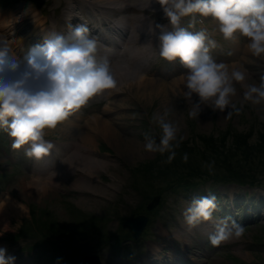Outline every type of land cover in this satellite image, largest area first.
Segmentation results:
<instances>
[{"label": "rangeland", "instance_id": "obj_1", "mask_svg": "<svg viewBox=\"0 0 264 264\" xmlns=\"http://www.w3.org/2000/svg\"><path fill=\"white\" fill-rule=\"evenodd\" d=\"M65 6H67L66 0H0V25L5 24L3 17L8 24L16 18L14 16H20L22 12L32 16V19L25 16L19 17V20L26 25V30L32 29L39 34V37L31 40L33 44L32 42L30 44L33 48L44 43L40 42L42 35L45 37L57 28H62L67 35L65 25L61 23L62 19H65L64 17L67 19L69 14L64 13ZM142 12L143 10H137L132 14L138 16ZM155 14L158 17H166L163 10L158 13L147 12L148 17H156ZM80 17L92 25H96L100 20L95 15L92 17V13L87 14V18ZM153 19L152 23L137 25L136 35L134 31L131 33L129 36L131 44L124 52L130 54L132 51H138L143 48L141 44L147 41L150 46L146 44L148 51L146 50L145 57L129 64L125 62L127 56L123 55L120 63L121 66L126 63L124 67L127 66V68L130 66V74L136 73L142 67L141 75L155 80L153 85L150 84L152 89L137 88L136 84H131L134 87L129 85L125 87L123 82L121 92L112 94L108 99L97 96L90 100L87 106L76 112L81 117L78 122L79 128L62 123L55 129L46 130L45 139L53 142L55 151L60 152L58 165L55 166L54 160V166L50 165L49 159L41 166L35 164L34 157L26 156L24 148L13 149L12 138L0 130L4 137L6 135L9 137V143L6 145V140L0 133V203L4 199V194H9L10 201L14 200L13 209L19 208V213L12 209L10 213H7L9 212L7 205L0 210V216L2 215L0 222L3 223L2 225L0 223V247L7 250V256L15 257L13 264H80L82 257L92 254L98 257L99 264H173L175 260L186 262V264H264L263 185L257 182L241 186L234 181L221 182L211 177V179L198 181L188 190L175 188L168 191L166 188L171 180L182 174L189 176L190 179H200V176L191 169L197 165L194 157L202 151L203 146H207L208 138L217 139L214 145L218 146V151H228L233 148V145L230 146V140L236 135L237 145L241 147L260 142L264 136V104L254 105L243 101V92L246 89L241 83H236L237 95L233 97V103L241 109L239 114L232 110L229 118L227 113L231 109L220 112L202 105L199 117L189 118L188 112L191 105L184 96L186 89L183 75L187 70L179 63V60L169 62L159 56V40H150L159 35L158 29H154L156 31L150 37L144 36L148 27L155 28L156 24H161L157 18ZM76 23L80 24V22ZM118 23L124 27L126 21L123 19ZM190 23H192V17H185L181 26L193 32L210 29L209 37L215 40L217 45L214 49H210V54L217 62H224L230 69L246 70L249 78L244 83L259 84L261 82V78L264 77V59L254 57L248 49L246 50V38L240 36L233 41L225 40L219 32L218 22L211 17L197 15L192 27H189ZM161 25L171 28L169 21ZM3 28L6 29V26ZM11 30L10 28L8 31ZM120 36L122 37V33ZM5 37L9 43L12 37L16 38V36ZM120 46L118 51L125 49V44ZM26 50H21L19 58L29 53V50L28 52ZM197 100L198 97L194 94L193 102ZM111 106H113L111 115L110 112L102 113ZM165 107L174 109L172 118L179 121L181 135L184 136L180 147L177 148L175 159L166 164L167 153L161 155L144 149L145 133L153 134L159 142L161 130L150 123V118L154 112L162 111ZM96 114L103 119L93 121L89 128L83 127L84 121ZM71 118L72 116L68 120ZM102 120H110V125L107 127L113 131L109 134L111 137H107L105 132L98 131L100 128L104 131ZM92 128L96 129V136L92 135ZM229 134L231 136H228ZM83 137H87V142H89L88 139L90 140L91 150L82 148ZM131 149L133 152L130 154ZM83 150L86 152L84 153ZM187 150L191 151V154L186 152ZM185 154L188 160L192 161L189 164L191 167L188 165L182 168L181 166V162L184 161L180 159H183ZM10 156L17 160V164L10 160ZM84 156L103 163L96 167L95 177L91 179L96 187L92 195L90 194L93 190L83 187L81 189L79 186L86 182L85 179H79L80 167L70 163V161L86 163L82 158ZM161 156H163L161 161L157 160ZM233 156V160L240 159L245 164L242 165L244 167L252 161L251 159L244 161L241 153L233 154ZM198 157L200 158L199 155ZM148 164H160L162 169H165L161 175H156L157 172L154 170L149 175L150 173L142 169ZM52 166L54 169H49ZM69 168L72 169L64 180L59 179L58 174L54 176L56 179L53 178L56 170L66 171ZM259 177L264 180V175ZM31 179H39L43 189L39 187L34 191L29 188ZM77 180L82 181L77 182ZM84 186L89 185L85 183ZM161 188L167 191L161 194L155 192L160 191ZM210 193L219 197L217 198L219 210L214 213V219L231 217L242 224L245 227V233L240 239H233L213 247L208 236H199L196 232L203 223L192 229L186 225L182 215L184 209L194 198ZM144 215L148 217V220L140 230L137 239L124 241L118 245L99 246V241H104L105 235L120 233L122 221L126 223ZM206 225L209 224L206 222ZM24 226L27 229H23ZM130 226L125 225L124 227L128 228L125 230L131 231ZM214 227L210 226V229ZM38 241H41L44 247L35 245ZM48 243L57 245L59 250H51ZM44 249L46 252H43ZM131 249L136 253V257L130 258L134 260L133 262L127 261ZM55 255L61 258H56ZM164 255L166 257L169 255L170 258H164Z\"/></svg>", "mask_w": 264, "mask_h": 264}, {"label": "clouds", "instance_id": "obj_2", "mask_svg": "<svg viewBox=\"0 0 264 264\" xmlns=\"http://www.w3.org/2000/svg\"><path fill=\"white\" fill-rule=\"evenodd\" d=\"M171 28L156 24L159 30V56L169 62L179 60L187 70L184 75V96L191 108L188 116L197 119L202 105L213 111L231 109L241 111L233 103L237 95L236 83L245 87L243 101L254 105L264 104V77L259 84L244 83L246 70L230 69L217 62L210 54L216 41L206 30L189 31L182 27L185 17H211L218 22L219 32L228 41L240 36L247 39L251 55L264 59V0H157ZM151 0L149 2V6ZM67 35L50 31L42 45L34 46L19 58L8 39L0 36V130L12 138V148H24L25 155L40 159L48 156L55 144L45 139L46 130L55 129L74 113L87 106L94 97L106 90L115 89L118 80L107 58L97 59L99 41L84 24L68 25ZM231 55V53H229ZM198 97L193 102V95ZM174 109L165 107L150 118L160 131L159 142L153 134H144L147 152L167 153L165 163L176 157L184 136L179 121L172 118ZM27 146V147H25ZM187 162L188 156H183ZM213 163L207 164L212 172ZM217 197L208 194L194 198L182 213L189 229L214 220L218 211ZM245 227L231 217L215 221V231L208 240L213 247L240 239ZM0 247V264H13L15 257L7 256Z\"/></svg>", "mask_w": 264, "mask_h": 264}, {"label": "bare ground", "instance_id": "obj_3", "mask_svg": "<svg viewBox=\"0 0 264 264\" xmlns=\"http://www.w3.org/2000/svg\"><path fill=\"white\" fill-rule=\"evenodd\" d=\"M64 2V1H63ZM149 2L150 0H66V4L67 6H65V9L66 11H64V13H69L67 14V19L66 17L65 20L62 19V23L64 21H67L65 22L67 26H65V30L67 32V34L69 33L70 29L68 27L69 24H71L73 27L78 25L76 23V21H78L79 17L80 16H83V17H86L87 18V14H90L92 13V17H94V15L96 17H99L100 20H104L103 23L104 24H110V26L112 28H119V30H122L124 31L122 33V37H121V43L120 44H125V49L124 50H120V51H112L107 59L110 61L111 63V66H112V69L115 73V76L118 80V86L117 88L115 89H110V90H106L102 95L98 96L100 98H104V99H108L109 97H111L112 94L114 93H119L121 92V85L122 83L124 82V86H133L131 84H136L137 85V88H140L142 87L143 89L144 88H151V85L150 84H154L155 80L154 79H150V78H146L144 77L143 75H141V71L143 70L142 67H141V70L137 71L136 73L134 74H130L129 73V68L124 67V66H121L120 63H121V60H122V57L123 55H126V59L129 61H125L127 63H133L135 62L136 60H140L142 59L143 57H145V53H146V44H149L147 46H150V43H148L147 41L146 42H143L141 45L143 46V48H140L138 49V51H132L131 49V53L130 54H127V53H124L125 50L128 48V45L131 44V40L129 38V36L131 35V33L134 31V35H136L135 33V30L137 29V25H140L141 23H152L154 22L153 18H157L158 19V22H160L161 24L162 23H165L166 21H168L167 17H158L157 14L156 17H148L147 16V12H161L162 11V8L161 6L159 5V3L157 2V0H151V4L149 6ZM137 10H143L142 13H140L138 16H136L135 14H132V12H135ZM28 11V10H27ZM17 14V13H16ZM152 14V13H151ZM4 15V14H2ZM31 15V14H30ZM1 16V15H0ZM7 16V15H6ZM12 16V15H11ZM31 17L32 19V16H28L26 15L25 13L22 12V14L20 16H14L16 18H14L10 23H6L5 22V17H3L4 19V25L1 26L0 25V36H7V37H11V36H16V38H13L11 39V42H10V45L11 47L14 49V52L15 54L18 56L20 53H21V50L24 51L25 49L27 50H31L32 49V45L30 44L32 41V39H34V37H39V34L38 33H35L32 29L30 31V29L26 30V25L21 21L19 20V17ZM65 16V15H64ZM13 17V16H12ZM11 17V18H12ZM37 17V16H35ZM10 18V17H9ZM89 20H91L90 18H88ZM113 19H115V21H113ZM125 20L126 23H124V27L123 25L119 24L118 22H121L122 20ZM28 20V19H27ZM30 20V19H29ZM26 22V20H25ZM81 23H84L87 25L86 22H81ZM156 23V22H155ZM123 24V23H122ZM150 25V24H149ZM6 26V29H4L3 27ZM88 26V25H87ZM142 26V25H141ZM141 26H140V29H141ZM143 27V26H142ZM12 29L11 31H8L9 29ZM29 28V27H28ZM32 28V27H31ZM36 28V27H35ZM55 29V28H54ZM155 28L153 27H148L145 31V35L146 37H150L154 31ZM39 30V29H38ZM44 30V29H43ZM37 31V30H36ZM16 32H20V33H16ZM24 32V33H23ZM60 33V32H59ZM93 33H95V31H93ZM91 34V33H90ZM66 35V33H65ZM127 35V37H126ZM143 35V34H142ZM139 36V35H137ZM154 36V35H153ZM133 37V36H132ZM30 38V40H29ZM10 39V38H9ZM135 39H136V36H135ZM143 39V38H142ZM141 39V40H142ZM145 39V38H144ZM146 40V39H145ZM149 40V39H148ZM150 40H158V36H155V37H152L150 38ZM144 41V40H142ZM159 42V41H158ZM135 43V42H134ZM33 44V42H32ZM40 45V44H39ZM153 46V44H152ZM34 47V46H33ZM134 47V45H133ZM132 47V48H133ZM159 47V46H158ZM135 48V47H134ZM246 50L248 49L247 46H245ZM244 48V49H245ZM26 50V52H28ZM148 51V50H147ZM249 51V50H248ZM153 52V51H152ZM155 52V51H154ZM105 53V51L101 48V45L99 44V47H98V53L97 55H103ZM27 54V53H26ZM148 54V53H147ZM154 54V53H153ZM151 55V53H150ZM149 55V56H150ZM19 57V56H18ZM147 57V56H146ZM155 59V58H154ZM152 60V59H151ZM138 62V61H137ZM128 64V65H129ZM138 64H140V62H138ZM137 64V65H138ZM144 64V63H143ZM151 64V63H150ZM135 65V64H134ZM134 65H131V66H134ZM147 65V64H146ZM141 66V65H140ZM135 67V66H134ZM133 67V68H134ZM149 67V66H148ZM131 69V68H130ZM138 70V69H137ZM148 75V74H147ZM158 83V82H157ZM162 83V82H161ZM164 83V82H163ZM172 83V82H171ZM152 84V85H153ZM177 85V84H176ZM164 86V85H163ZM134 87V86H133ZM165 88V87H164ZM163 88V89H164ZM138 90V89H137ZM128 92V91H127ZM142 93V92H141ZM158 93V92H157ZM140 94V93H139ZM159 94V93H158ZM157 94V95H158ZM165 94V93H164ZM166 95V94H165ZM137 96V95H136ZM95 98V97H94ZM97 98V97H96ZM138 98V97H137ZM97 100V99H95ZM113 100V99H112ZM140 101V100H139ZM98 102V101H97ZM113 104V102H112ZM98 106V105H97ZM97 108V107H96ZM104 109V108H103ZM84 110V109H83ZM98 110V109H97ZM126 110V108H125ZM113 111V106L111 107H107L102 113H109L110 112V115H111V112ZM120 111V110H119ZM98 112V111H97ZM116 112V111H115ZM82 113V112H81ZM99 113V112H98ZM105 115V114H104ZM124 115V114H123ZM88 117V116H87ZM112 117H113V114H112ZM80 116L77 115V113H74L72 115V118L70 120H66L65 122H63L64 124H66L67 126H72V127H78V122L80 120ZM86 118V117H85ZM107 118V117H106ZM119 118V117H118ZM83 119V118H82ZM101 116L100 115H93L90 119L88 118L86 121H84V123L82 124L83 127H88L89 128V125H91V123L93 121H97V120H100L101 121ZM99 121V122H100ZM110 120H102L103 122V130H101V128L98 130L99 132H105L106 136L107 137H111L109 136V134H111L113 131L107 127L110 125ZM113 122V121H112ZM95 123V122H94ZM65 125V126H66ZM101 125V124H100ZM92 127V126H91ZM100 127V126H99ZM102 127V126H101ZM98 128V127H97ZM68 130V129H67ZM93 132V136L95 135L96 133V129L92 128L91 129ZM88 132V131H87ZM115 133V132H114ZM97 135V134H96ZM95 135V136H96ZM104 136V135H103ZM117 137V136H116ZM94 138V137H93ZM113 138V136H112ZM82 140V139H81ZM116 140V139H115ZM89 142H87V137H83V141H81L82 143V148L85 150H91L92 148V145L90 144V140L88 139ZM64 143V142H63ZM67 143V142H66ZM69 143V142H68ZM118 147V146H117ZM133 148V147H132ZM83 150V152H84ZM121 150H124V149H121ZM120 150V151H121ZM135 151V149H134ZM86 152V151H85ZM84 152V153H85ZM133 152V149L130 150V154ZM76 153V152H75ZM87 154V153H86ZM85 154V155H86ZM78 155V154H77ZM76 155V156H77ZM90 155V154H89ZM136 155V154H134ZM79 156V155H78ZM130 156V155H129ZM86 163H74L72 161H70V163L76 167H80L81 170H79V172L81 173V176L79 179H82L84 180L85 179V183L89 186H84L83 185H80L79 186L83 188H86L88 190H93L92 194H94V191H96V187L94 185L93 182H91V179H94L95 177V172H97L96 170V167L99 165H102L103 163L100 162V161H97L93 158H89L88 156H84L82 157ZM64 161V160H63ZM62 162V161H61ZM82 162V161H81ZM69 164V163H68ZM105 164V163H104ZM106 165V164H105ZM104 165V166H105ZM64 166V165H63ZM102 166V167H104ZM72 168H69L68 170L64 171L63 169L62 170H56V172L54 173L53 175V178L56 179L54 176L55 174H58L57 177H60L59 179H62L64 180L66 178V175L71 171ZM60 171V172H59ZM48 172V171H47ZM59 172V173H58ZM38 176V175H37ZM71 177V176H70ZM58 179V178H57ZM90 179V181L88 180ZM82 180H77L78 181H82ZM29 182V181H28ZM27 182V183H28ZM46 182V181H45ZM52 183V181H51ZM61 183V182H60ZM42 183H40V180L39 179H31L30 180V186L29 188H31L32 190H38L39 187L40 189H43L42 188ZM50 184V183H49ZM76 185V184H75ZM78 185V184H77ZM46 186V185H45ZM60 186V185H59ZM27 187V186H26ZM45 188V187H44ZM47 189V188H46ZM101 189V188H100ZM30 190V189H29ZM85 190V189H83ZM41 191V190H40ZM43 191V190H42ZM44 192V191H43ZM40 196V195H39ZM4 199L1 201L0 203V210H2L1 208H3V206H8L7 209L9 208V212L7 213H10V209L12 210H16L18 211L19 213V208L17 209H13L14 206L12 204V202L14 201H10V196L9 194H6L5 196H3ZM20 207V206H19ZM21 208H23L21 206ZM4 209V208H3ZM7 211V210H6ZM12 212V211H11ZM2 213V212H1ZM15 213V212H14ZM22 213V212H21ZM17 214V213H16ZM2 216V215H1ZM0 216V217H1ZM12 217V215H11ZM16 217V216H15ZM5 218V217H4ZM7 218V216H6ZM2 219V218H0ZM4 221V220H3ZM2 221V222H3ZM1 223V222H0ZM3 223H1L2 225ZM5 225V224H4ZM204 227H208L205 223L202 224ZM210 228V227H208ZM187 232V231H186ZM181 236V235H180ZM170 240V239H169ZM172 240V239H171ZM233 241V240H232ZM187 246V245H186ZM155 251V250H154ZM157 252V251H156ZM172 255V254H171ZM169 256V255H167Z\"/></svg>", "mask_w": 264, "mask_h": 264}, {"label": "trees", "instance_id": "obj_4", "mask_svg": "<svg viewBox=\"0 0 264 264\" xmlns=\"http://www.w3.org/2000/svg\"><path fill=\"white\" fill-rule=\"evenodd\" d=\"M230 132V131H227ZM228 136H231L229 134ZM232 140H230L231 144L233 145V148H230L228 151H218V146H215L214 143L217 141V139L214 138H208L207 139V146H203L202 151L198 155V157H194V162L197 163L195 167H193L191 170L198 176H200V179H190L189 176H186L185 174H182L178 176L176 179L171 180V183L166 186L168 191H172L173 189H180V190H188V188L192 185H195L198 181H202L205 179H211V177L216 178V180H221V182L226 181H234L238 185H252L256 184L257 182L264 186V180L260 179V175H264V136L263 139L260 140V142L254 143L249 146H238L237 145V135L231 137ZM175 151H178L177 149ZM189 154H191V151L187 150ZM241 158L244 161H247L248 159H251L252 161L249 163L246 167L242 166L245 165L241 162L240 159H237L234 161L233 154H240ZM252 157H256L253 159ZM163 158V156L158 157L157 160H160ZM191 159V158H189ZM181 161H184L183 159H180ZM192 161L187 160V162H181L182 168H186ZM213 169L210 173L208 168L206 167L207 164L213 163ZM164 163V162H163ZM162 164V163H161ZM166 164V163H165ZM191 167V165H189ZM144 171H147L149 175L152 174V171H156V175H161L165 168L162 169L160 164H148L142 167ZM148 175V176H149ZM151 177V176H150ZM169 188H172L171 190ZM167 190H163L162 188L160 191L156 190V193L166 192ZM123 219V218H122ZM34 221H38L37 219H33ZM32 220V221H33ZM26 226L23 227L25 229ZM27 229V228H26ZM29 232V231H28ZM106 238H103L104 241H99V246H106L108 244H119L121 242H124L126 240L132 239V235L129 231L125 230V228L120 224V233L117 234H107L105 235ZM41 242V241H38ZM35 243V245H42L44 247V244L41 243ZM49 248L51 250L58 249V246L55 244L48 243ZM41 247V246H40ZM43 252H46L44 249ZM53 257V255H52ZM54 257L59 258V255H55Z\"/></svg>", "mask_w": 264, "mask_h": 264}, {"label": "water", "instance_id": "obj_5", "mask_svg": "<svg viewBox=\"0 0 264 264\" xmlns=\"http://www.w3.org/2000/svg\"><path fill=\"white\" fill-rule=\"evenodd\" d=\"M146 222L147 218L145 216H139L132 221H127L126 223H124V226L127 224L131 225L130 229L133 233V236L137 237L140 233V230H142L145 226ZM81 264H99V260L98 257L95 255L86 256L81 259Z\"/></svg>", "mask_w": 264, "mask_h": 264}]
</instances>
